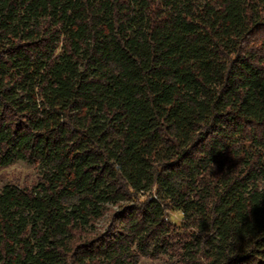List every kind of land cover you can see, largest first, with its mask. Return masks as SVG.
Listing matches in <instances>:
<instances>
[{
  "label": "trees",
  "instance_id": "1",
  "mask_svg": "<svg viewBox=\"0 0 264 264\" xmlns=\"http://www.w3.org/2000/svg\"><path fill=\"white\" fill-rule=\"evenodd\" d=\"M19 162L0 264H264V0H0Z\"/></svg>",
  "mask_w": 264,
  "mask_h": 264
},
{
  "label": "rangeland",
  "instance_id": "2",
  "mask_svg": "<svg viewBox=\"0 0 264 264\" xmlns=\"http://www.w3.org/2000/svg\"><path fill=\"white\" fill-rule=\"evenodd\" d=\"M35 173V169L31 166L26 165L25 163L19 162L15 164L12 167H9L7 169H1L0 168V185L5 183L7 180L5 179V176H21L25 177L27 175H32ZM175 219H180L179 215H173Z\"/></svg>",
  "mask_w": 264,
  "mask_h": 264
}]
</instances>
